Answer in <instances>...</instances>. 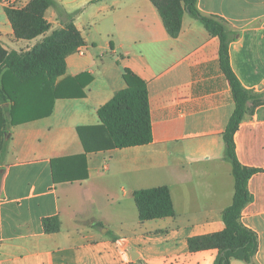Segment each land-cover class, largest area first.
I'll use <instances>...</instances> for the list:
<instances>
[{
    "label": "crops",
    "instance_id": "0c3cea01",
    "mask_svg": "<svg viewBox=\"0 0 264 264\" xmlns=\"http://www.w3.org/2000/svg\"><path fill=\"white\" fill-rule=\"evenodd\" d=\"M52 1L51 29L61 25L58 6L84 42L58 82L83 97L54 99L50 115L18 125L16 116L48 108L49 93L42 102L0 105V264H214L218 250L191 253L187 240L221 232L234 195L222 139L234 102L218 37L187 12L178 37H169L150 0ZM197 9L238 33L231 70L245 89L263 93L264 0H197ZM39 39H17L0 3L4 49L19 52ZM124 70L146 84L151 143L88 153L86 179L72 181L59 168L54 180L51 161L84 153L77 128L100 124L99 108L126 87ZM81 74L91 80L69 82ZM233 140L238 162L258 171L247 181L252 200L240 221L257 236L253 264H264V102ZM156 187L168 188L175 214L141 222L133 192ZM52 217L58 231L46 233L42 221Z\"/></svg>",
    "mask_w": 264,
    "mask_h": 264
},
{
    "label": "trees",
    "instance_id": "16d2710c",
    "mask_svg": "<svg viewBox=\"0 0 264 264\" xmlns=\"http://www.w3.org/2000/svg\"><path fill=\"white\" fill-rule=\"evenodd\" d=\"M150 1L157 9L169 37H178L185 12L198 18L210 35L218 37L219 67L229 84L234 102V111L222 133L225 158L231 164L234 178L232 203L222 214L224 229L219 233L190 237L187 240L188 250L191 253L218 250L219 255L214 264H230L231 259L253 264L258 249L257 236L242 225L240 217L243 208L252 200L247 190V181L258 171L243 167L238 162L233 137L251 109L264 102V92L256 93L245 89L231 70L229 44L237 39L238 33L233 32L225 20L202 15L197 9V0ZM53 5L52 0H31L24 9H6L14 36L22 40H33L44 36L50 30L44 14ZM82 46H84L83 39L72 21L44 36L27 52L5 51L0 44V105L11 100L19 107L25 103L23 100L38 99L42 102L47 100L48 93L50 96V104L45 111L32 115L25 114L21 118L16 116L12 124L18 125L50 115L54 99L83 97L82 91L68 92L67 87H62L58 82V79L65 74L66 57ZM84 78L86 82L91 80L86 74H81L69 82H80ZM11 80L21 85L18 91L11 86ZM123 81L126 85L125 89L116 93L111 100L99 108L97 115L100 124L77 128L84 153L51 161L54 180L58 179L59 168L61 172L68 173L72 181L86 179L88 153L151 143V120L146 84L129 70H124ZM133 199L141 222L173 217L175 214L167 187L134 191ZM42 224L46 233L58 231L56 217L43 219Z\"/></svg>",
    "mask_w": 264,
    "mask_h": 264
},
{
    "label": "rangeland",
    "instance_id": "374dc122",
    "mask_svg": "<svg viewBox=\"0 0 264 264\" xmlns=\"http://www.w3.org/2000/svg\"><path fill=\"white\" fill-rule=\"evenodd\" d=\"M55 11L57 12V14H58V17H59V19H60V27L58 26V27H55V28H52L51 29V26H50V30L44 35V36H47V35H49L53 30H56V29H61L63 26H65L66 24H68L69 22H71V21H73V17L71 18V17H69V16H67V14H64L60 9H59V7L58 6H56L55 8ZM47 11V10H46ZM45 14H46V12H45ZM45 14H44V18H47V14H46V17H45ZM45 21L47 22V20L45 19ZM48 23V22H47ZM49 24V23H48ZM44 36H39L41 39H39V41H37L36 43H33V45L31 46V47H29L28 49H26V50H22V51H19V52H27V51H29L35 44H37L38 42H40L43 38H44ZM39 37H37V38H39ZM25 41H27V40H25ZM1 44V43H0ZM1 46H2V44H1ZM2 49L3 50H5V51H12V50H6V49H4L3 47H2ZM18 52V51H17ZM225 153V150H224V148H223V154ZM227 166H229V168L231 167L230 166V164L227 162ZM232 182H233V178H232Z\"/></svg>",
    "mask_w": 264,
    "mask_h": 264
},
{
    "label": "built area",
    "instance_id": "2783aa9c",
    "mask_svg": "<svg viewBox=\"0 0 264 264\" xmlns=\"http://www.w3.org/2000/svg\"><path fill=\"white\" fill-rule=\"evenodd\" d=\"M31 0H0L2 6L6 9L21 10L24 9Z\"/></svg>",
    "mask_w": 264,
    "mask_h": 264
},
{
    "label": "water",
    "instance_id": "95a60500",
    "mask_svg": "<svg viewBox=\"0 0 264 264\" xmlns=\"http://www.w3.org/2000/svg\"><path fill=\"white\" fill-rule=\"evenodd\" d=\"M130 254H132V252L130 251Z\"/></svg>",
    "mask_w": 264,
    "mask_h": 264
}]
</instances>
